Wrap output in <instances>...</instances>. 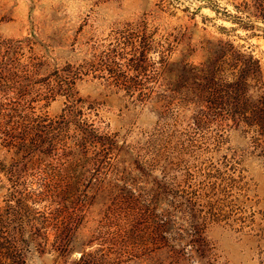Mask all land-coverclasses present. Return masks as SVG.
I'll use <instances>...</instances> for the list:
<instances>
[{
	"label": "rangeland",
	"instance_id": "1",
	"mask_svg": "<svg viewBox=\"0 0 264 264\" xmlns=\"http://www.w3.org/2000/svg\"><path fill=\"white\" fill-rule=\"evenodd\" d=\"M0 264H264V0H0Z\"/></svg>",
	"mask_w": 264,
	"mask_h": 264
}]
</instances>
